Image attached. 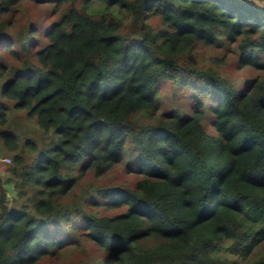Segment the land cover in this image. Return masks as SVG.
Listing matches in <instances>:
<instances>
[{
	"label": "trees",
	"instance_id": "1",
	"mask_svg": "<svg viewBox=\"0 0 264 264\" xmlns=\"http://www.w3.org/2000/svg\"><path fill=\"white\" fill-rule=\"evenodd\" d=\"M0 157V264H264V6L0 0Z\"/></svg>",
	"mask_w": 264,
	"mask_h": 264
},
{
	"label": "rangeland",
	"instance_id": "2",
	"mask_svg": "<svg viewBox=\"0 0 264 264\" xmlns=\"http://www.w3.org/2000/svg\"><path fill=\"white\" fill-rule=\"evenodd\" d=\"M250 1H251L254 5H257L258 7H263V6H264V0H250ZM230 50H231L230 45L227 43V44L225 45V47H219L218 50L213 51V55H214V56H217V57L226 56V55L229 53ZM202 52H203V53H207V54H205V56H204L205 61H207V62L211 61V60L209 59L210 51H206V50H205V51H202ZM228 60L231 61V62H230L231 65H228V67L225 68V72H226V73H234V71L237 72L235 66L233 65V58L228 57ZM241 73H242V72H241ZM173 94H174V92H173V90H171L170 88H168V89H162V91H161V96H162L164 99H168V97H169V98H172ZM0 164H5L6 166L10 165V163L7 162L6 159H5V158H2V157H0ZM123 167H124V165H120V166L116 167V168L112 171L111 175H122ZM2 168H3V166L0 165V170H1ZM125 174H126V173H125ZM127 179H128V182L130 181V182L132 183L133 178L130 177V176L127 177V175H124L122 180H126V181H127ZM68 256H69V257H78V254L75 253V252H71V253L68 254ZM63 262H64V261H63V258H60V259H55V260H52V261H47V262H45L44 264H63Z\"/></svg>",
	"mask_w": 264,
	"mask_h": 264
},
{
	"label": "built area",
	"instance_id": "3",
	"mask_svg": "<svg viewBox=\"0 0 264 264\" xmlns=\"http://www.w3.org/2000/svg\"><path fill=\"white\" fill-rule=\"evenodd\" d=\"M6 161H8V159H6Z\"/></svg>",
	"mask_w": 264,
	"mask_h": 264
}]
</instances>
